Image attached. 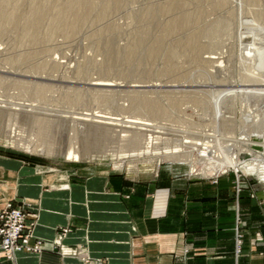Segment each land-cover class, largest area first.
Listing matches in <instances>:
<instances>
[{
	"label": "rangeland",
	"instance_id": "obj_1",
	"mask_svg": "<svg viewBox=\"0 0 264 264\" xmlns=\"http://www.w3.org/2000/svg\"><path fill=\"white\" fill-rule=\"evenodd\" d=\"M115 126L140 152L179 162L113 163ZM11 132L21 145L102 156L69 161L0 140V154L42 169L225 179L264 208V182L244 170L264 167V0H0V139ZM207 148L237 153L242 169L193 174L220 160ZM235 244L237 254V234Z\"/></svg>",
	"mask_w": 264,
	"mask_h": 264
},
{
	"label": "crops",
	"instance_id": "obj_2",
	"mask_svg": "<svg viewBox=\"0 0 264 264\" xmlns=\"http://www.w3.org/2000/svg\"><path fill=\"white\" fill-rule=\"evenodd\" d=\"M82 170L0 154V208L35 212L30 243L42 241L13 259L0 250V264H264V208L227 180Z\"/></svg>",
	"mask_w": 264,
	"mask_h": 264
},
{
	"label": "bare ground",
	"instance_id": "obj_3",
	"mask_svg": "<svg viewBox=\"0 0 264 264\" xmlns=\"http://www.w3.org/2000/svg\"><path fill=\"white\" fill-rule=\"evenodd\" d=\"M94 119H93V121H94ZM93 123L96 124V127H102L103 124H104V122H102V121H98V122L94 121ZM85 124H87V123H85ZM116 124L118 125V123H116ZM87 126H89V124H87L85 127H87ZM123 128L118 126L113 131L114 135H117L118 132L120 134V135L118 134V138H119L118 145H116L114 147L115 150H113V152H111V155H108V156H110L111 158L114 159L113 163L124 162L127 159H129L128 161H131V162H133V161L149 162V161H153V160L157 159L159 165L164 160H170V161H173L174 163L179 162V159L174 157L173 154H171V153L166 154V157H164V156H158L154 152H140L138 150L139 147H140L139 146L140 144L137 141H135V139L130 141V137L131 136L128 133H131L132 131L126 130V127L124 129ZM15 133L16 132H11L7 136H5V138H1L0 140L4 141L5 145L12 146V147L17 148V149L25 150L26 152L37 151L39 154H42V155H45V156H50V157H53V158L62 157L64 160H69V161H81V160H89V161H91V160H93L95 158H102V156L99 155L100 152H99L98 148H96V149L92 148L91 149V148H89L87 146L83 147L82 149L75 148V147H70L69 149H67V151L62 152V153L60 152V153L57 154V152H55V150L50 148V147L44 148V147H31V146H27V145H21L18 142V140L16 138L17 135ZM102 136H103V134H99L96 137L97 138L96 139L97 142H98V140H99V142L101 141V137ZM210 136L211 135L208 134V137H210ZM99 142H98V144H99ZM128 142H131V144L127 146L126 143H128ZM210 150L212 151L211 148H207V150L205 151L204 154H206L207 157L209 156V157H211L213 159L214 158H218L220 160H205V161L203 160L201 162H203L204 165L200 168V170L196 169V166L192 164L191 165V170H192L193 174L194 173L196 174V172H198L197 175H201V176H204V177H214V176H217L218 169L222 170L221 166H223L226 169H234V171L236 173H238L242 169V166L239 165V162H238L237 153L232 152L231 154H226L225 149L224 150L223 149H219L218 151H216V152L213 151V153H211ZM98 156H100V157H98ZM184 162H187L189 164L191 163V161H189V159L188 160L184 159ZM205 162H207V163H205ZM210 163H214L215 164V166H213L214 168L211 167L212 164L210 165ZM244 170L247 171V172H250V171L253 170L254 173L258 174L260 181H262V183L264 182V167H261V168H258V169L255 170V168L249 167L248 165H246V166L244 165Z\"/></svg>",
	"mask_w": 264,
	"mask_h": 264
},
{
	"label": "built area",
	"instance_id": "obj_4",
	"mask_svg": "<svg viewBox=\"0 0 264 264\" xmlns=\"http://www.w3.org/2000/svg\"><path fill=\"white\" fill-rule=\"evenodd\" d=\"M28 212L22 206H15L11 202H6L0 208V250L4 252L7 259H13L14 255L20 251L39 252L42 249V241L36 239L35 243H30L32 230L36 223L37 214ZM69 228L62 227L59 238H61ZM237 246L240 248V235L237 234ZM239 252V249H237Z\"/></svg>",
	"mask_w": 264,
	"mask_h": 264
}]
</instances>
